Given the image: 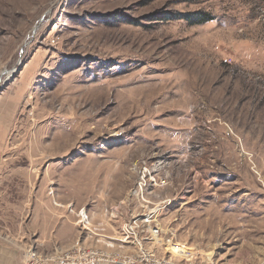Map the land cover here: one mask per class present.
Returning a JSON list of instances; mask_svg holds the SVG:
<instances>
[{"label":"rangeland","instance_id":"374dc122","mask_svg":"<svg viewBox=\"0 0 264 264\" xmlns=\"http://www.w3.org/2000/svg\"><path fill=\"white\" fill-rule=\"evenodd\" d=\"M0 129L20 252L117 254L146 166L169 243L264 264V0H0Z\"/></svg>","mask_w":264,"mask_h":264},{"label":"built area","instance_id":"2783aa9c","mask_svg":"<svg viewBox=\"0 0 264 264\" xmlns=\"http://www.w3.org/2000/svg\"><path fill=\"white\" fill-rule=\"evenodd\" d=\"M166 185L165 179L153 176L146 166L141 171L129 194L130 199L137 205V214L122 225L117 238L102 236L105 239V247L109 250L117 249V254L110 255L102 250L85 249L81 243H77L68 251L46 254L30 245L22 252V264H218L204 260L200 251L195 248L184 250L177 244L174 246V252L168 249L167 243L171 240L163 237L157 219L172 201L164 199L157 203L154 200L155 195L150 194L151 187L153 190L163 189ZM118 210H106L110 221L119 214ZM70 212L76 215L83 230L96 235L86 209L75 212V209L70 207Z\"/></svg>","mask_w":264,"mask_h":264},{"label":"crops","instance_id":"0c3cea01","mask_svg":"<svg viewBox=\"0 0 264 264\" xmlns=\"http://www.w3.org/2000/svg\"><path fill=\"white\" fill-rule=\"evenodd\" d=\"M12 129H0V232L7 231L9 228L4 225H9L13 206L12 197L8 193V185L11 184L14 178L11 175L10 169L13 163L4 159L5 153L10 149L8 138ZM59 206V204H57ZM57 214V213H56ZM20 245L11 243L7 240H0V264H22V252H20ZM38 248V247H37ZM42 249V248H41ZM40 250L45 253V250ZM21 255V256H20Z\"/></svg>","mask_w":264,"mask_h":264},{"label":"trees","instance_id":"16d2710c","mask_svg":"<svg viewBox=\"0 0 264 264\" xmlns=\"http://www.w3.org/2000/svg\"><path fill=\"white\" fill-rule=\"evenodd\" d=\"M175 19V17H173ZM183 20H185L187 23H189L191 26H198L203 25L212 20V17H210L208 14H193V15H182Z\"/></svg>","mask_w":264,"mask_h":264},{"label":"bare ground","instance_id":"6f19581e","mask_svg":"<svg viewBox=\"0 0 264 264\" xmlns=\"http://www.w3.org/2000/svg\"><path fill=\"white\" fill-rule=\"evenodd\" d=\"M133 89V88H132ZM57 205V204H56ZM60 206V205H59ZM177 244H180V243H177ZM177 244L176 243H167V246H168V249L171 251H173L174 252V249L176 248V247H174V246H177ZM181 245V244H180ZM181 247H182V249H184V250H186L187 248L184 246V245H181Z\"/></svg>","mask_w":264,"mask_h":264},{"label":"water","instance_id":"95a60500","mask_svg":"<svg viewBox=\"0 0 264 264\" xmlns=\"http://www.w3.org/2000/svg\"><path fill=\"white\" fill-rule=\"evenodd\" d=\"M38 28V27H37Z\"/></svg>","mask_w":264,"mask_h":264}]
</instances>
